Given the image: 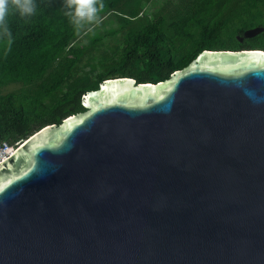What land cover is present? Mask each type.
Wrapping results in <instances>:
<instances>
[{"label": "water", "instance_id": "water-1", "mask_svg": "<svg viewBox=\"0 0 264 264\" xmlns=\"http://www.w3.org/2000/svg\"><path fill=\"white\" fill-rule=\"evenodd\" d=\"M82 107L0 162V264H264V50Z\"/></svg>", "mask_w": 264, "mask_h": 264}, {"label": "trees", "instance_id": "trees-1", "mask_svg": "<svg viewBox=\"0 0 264 264\" xmlns=\"http://www.w3.org/2000/svg\"><path fill=\"white\" fill-rule=\"evenodd\" d=\"M150 1L102 0L99 16L110 14L116 27L96 28L97 36L77 45L98 20L76 29L60 10L63 0H35L36 13L28 18L10 11L11 46L0 39V89L21 87L0 93V148H17L46 125L84 112V95L106 79L158 83L204 50H264V31L242 37L246 29L264 26V0H165L158 11L143 13ZM109 37L116 42L108 53L93 56ZM85 59L90 68L79 73Z\"/></svg>", "mask_w": 264, "mask_h": 264}, {"label": "clouds", "instance_id": "clouds-1", "mask_svg": "<svg viewBox=\"0 0 264 264\" xmlns=\"http://www.w3.org/2000/svg\"><path fill=\"white\" fill-rule=\"evenodd\" d=\"M103 7L102 0H63L60 10L76 29H80L96 22ZM12 10L21 17L28 18L36 13L37 5L35 0H0V39L6 38L9 47L12 33L7 28L6 17Z\"/></svg>", "mask_w": 264, "mask_h": 264}, {"label": "rangeland", "instance_id": "rangeland-1", "mask_svg": "<svg viewBox=\"0 0 264 264\" xmlns=\"http://www.w3.org/2000/svg\"><path fill=\"white\" fill-rule=\"evenodd\" d=\"M165 0H151L150 3L148 4V6L145 7L144 12L143 13H148V12H156L159 10L160 6L163 4ZM111 20V15L110 14H104L99 16L97 23L95 24L94 27L90 28L88 31L83 32L78 39L75 41V45L77 44H86L89 42L90 37H94L97 36L98 34L96 33V31L94 32V30L96 29L98 33H100L101 29H109L110 27L115 28L116 27V21L115 19L113 20V22L109 23V21ZM104 22V24H103ZM94 33V34H93ZM93 34V36H92ZM116 38H118V36H116ZM116 38L114 37H109L107 39H105L103 41V43L93 52V56H95L96 58L99 57V55L103 54L104 52L108 53V48L110 45H113L116 42ZM91 55V54H90ZM89 55V56H90ZM91 61H88L87 59H85L82 64L79 67V73H83L84 71H88L89 70V66L91 65L90 63ZM21 87L20 84H8L6 86H4L3 88L0 89V93L6 94L9 92H13L16 91L17 89H19ZM7 152H9L10 150H6Z\"/></svg>", "mask_w": 264, "mask_h": 264}, {"label": "bare ground", "instance_id": "bare-ground-1", "mask_svg": "<svg viewBox=\"0 0 264 264\" xmlns=\"http://www.w3.org/2000/svg\"><path fill=\"white\" fill-rule=\"evenodd\" d=\"M7 149L10 150V151L9 152L5 151L6 155H3V156L1 155L0 156V162L3 161L4 159H6L7 155H9L10 153H12V151H13V148H9L8 147Z\"/></svg>", "mask_w": 264, "mask_h": 264}, {"label": "built area", "instance_id": "built-area-1", "mask_svg": "<svg viewBox=\"0 0 264 264\" xmlns=\"http://www.w3.org/2000/svg\"><path fill=\"white\" fill-rule=\"evenodd\" d=\"M8 146L4 145L3 147L0 148V156L6 155L5 151L7 150ZM11 148V147H9ZM8 156V155H7Z\"/></svg>", "mask_w": 264, "mask_h": 264}, {"label": "flooded vegetation", "instance_id": "flooded-vegetation-1", "mask_svg": "<svg viewBox=\"0 0 264 264\" xmlns=\"http://www.w3.org/2000/svg\"><path fill=\"white\" fill-rule=\"evenodd\" d=\"M242 40V38H240ZM260 50V49H259Z\"/></svg>", "mask_w": 264, "mask_h": 264}]
</instances>
